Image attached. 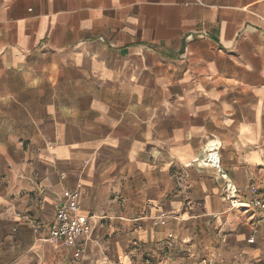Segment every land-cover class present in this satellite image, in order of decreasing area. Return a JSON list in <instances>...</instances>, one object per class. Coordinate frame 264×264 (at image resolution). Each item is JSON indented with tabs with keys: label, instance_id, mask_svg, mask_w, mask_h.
<instances>
[{
	"label": "crops",
	"instance_id": "1",
	"mask_svg": "<svg viewBox=\"0 0 264 264\" xmlns=\"http://www.w3.org/2000/svg\"><path fill=\"white\" fill-rule=\"evenodd\" d=\"M264 0H0V264H264ZM251 186L255 189L252 190ZM92 230L50 240L67 194Z\"/></svg>",
	"mask_w": 264,
	"mask_h": 264
},
{
	"label": "built area",
	"instance_id": "2",
	"mask_svg": "<svg viewBox=\"0 0 264 264\" xmlns=\"http://www.w3.org/2000/svg\"><path fill=\"white\" fill-rule=\"evenodd\" d=\"M214 143L210 148L205 150L204 156L198 158L195 163L198 166H209L214 168L216 172L225 180L224 190L228 193L229 205L231 208H239L246 210L250 206L255 207L262 219H264V184L262 190L254 196L249 203L241 202L237 199V189L227 175L224 173L219 164L218 148ZM252 190L255 189L251 186ZM78 191L74 190L67 194L64 202H62L54 211L52 220L48 224L49 239L62 241L67 244H77L82 238L87 237L91 230V216H84L79 213Z\"/></svg>",
	"mask_w": 264,
	"mask_h": 264
}]
</instances>
